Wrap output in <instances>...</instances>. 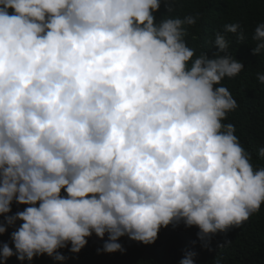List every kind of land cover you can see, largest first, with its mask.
Masks as SVG:
<instances>
[{
	"label": "clouds",
	"instance_id": "9594fccd",
	"mask_svg": "<svg viewBox=\"0 0 264 264\" xmlns=\"http://www.w3.org/2000/svg\"><path fill=\"white\" fill-rule=\"evenodd\" d=\"M159 7L0 0V213L14 200L29 205L0 224L4 233L22 221L14 247L0 248L4 260L63 261L57 249L70 243L78 253L93 232L108 234L103 251H124L119 237L151 244L181 220L203 238L264 204V166L253 167L224 123L238 104L221 82L242 61L220 32L217 51L196 56L184 37L198 15H170L168 4L157 22ZM240 27L225 32L243 41ZM252 39V52L264 54V21ZM256 75L264 85V72ZM194 255L179 264H194Z\"/></svg>",
	"mask_w": 264,
	"mask_h": 264
},
{
	"label": "trees",
	"instance_id": "16d2710c",
	"mask_svg": "<svg viewBox=\"0 0 264 264\" xmlns=\"http://www.w3.org/2000/svg\"><path fill=\"white\" fill-rule=\"evenodd\" d=\"M159 3V9L153 13L157 22L162 14L168 13V4L172 5L170 15L181 19L187 15H198L196 24L186 26L187 35L184 37L196 56L206 52L211 57L217 51L214 41L216 33L220 32L229 41L228 51L234 52L235 58L242 61V71L234 77H225L221 82L238 104L235 110L227 113L224 123L235 126V134L250 154L253 167L264 166V157L257 154V150L264 146V85L256 75L264 72V54L252 52L254 29L264 21V0H159ZM9 12L11 14L12 10ZM233 23L241 26L238 31H243V41L237 40L236 33L225 32V25ZM219 86L214 85V88ZM61 194L66 195L63 189ZM28 206L14 200L8 214L0 213V224L4 223L5 215H13ZM20 223L22 221L17 220L0 233V248L4 243L14 247L10 234ZM199 231L197 226H186L181 220L161 227L157 239L151 244L132 240L128 235L121 236L117 242L124 251L115 252L103 251L107 233L100 238L93 232L85 238L87 243L78 253L69 250L70 243L57 249L66 257L63 261L47 254L34 256L31 261H20L13 255L7 260L0 257V264H179L186 252L195 253L192 257L194 264H264V204L240 225L226 231H217L203 238L198 237Z\"/></svg>",
	"mask_w": 264,
	"mask_h": 264
}]
</instances>
